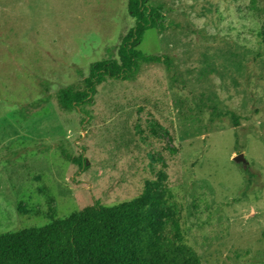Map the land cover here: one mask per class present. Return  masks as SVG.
I'll list each match as a JSON object with an SVG mask.
<instances>
[{"label": "rangeland", "instance_id": "obj_1", "mask_svg": "<svg viewBox=\"0 0 264 264\" xmlns=\"http://www.w3.org/2000/svg\"><path fill=\"white\" fill-rule=\"evenodd\" d=\"M146 2L166 23L137 48L168 65L64 110L117 59L127 0H0V234L157 192L200 264H264V0Z\"/></svg>", "mask_w": 264, "mask_h": 264}, {"label": "trees", "instance_id": "obj_2", "mask_svg": "<svg viewBox=\"0 0 264 264\" xmlns=\"http://www.w3.org/2000/svg\"><path fill=\"white\" fill-rule=\"evenodd\" d=\"M257 0H250L256 8ZM126 10L134 20L122 36L117 59L94 62L82 90L61 89L57 104L73 110L88 104L96 87L105 79L133 78L139 63L166 59L147 55L137 48L144 33L160 30L166 23L162 10L146 0H127ZM264 46V17L257 33ZM84 168L83 157L74 159ZM161 208L157 192L104 206L97 201L63 218H53L40 227L0 234V264H200L198 253L184 243L179 225L172 219L168 231L158 223Z\"/></svg>", "mask_w": 264, "mask_h": 264}, {"label": "water", "instance_id": "obj_3", "mask_svg": "<svg viewBox=\"0 0 264 264\" xmlns=\"http://www.w3.org/2000/svg\"><path fill=\"white\" fill-rule=\"evenodd\" d=\"M241 159H242L241 156H238V157L236 158L237 161H239V160H241Z\"/></svg>", "mask_w": 264, "mask_h": 264}]
</instances>
